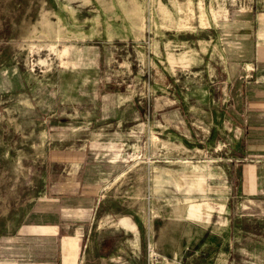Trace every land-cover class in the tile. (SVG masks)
<instances>
[{
    "label": "rangeland",
    "instance_id": "1",
    "mask_svg": "<svg viewBox=\"0 0 264 264\" xmlns=\"http://www.w3.org/2000/svg\"><path fill=\"white\" fill-rule=\"evenodd\" d=\"M251 127L264 128V0H0L3 253L13 209L64 196L70 223L94 193L92 234L130 220L116 250L129 257L108 264H264V196L250 203L237 168L259 166L264 194Z\"/></svg>",
    "mask_w": 264,
    "mask_h": 264
},
{
    "label": "crops",
    "instance_id": "2",
    "mask_svg": "<svg viewBox=\"0 0 264 264\" xmlns=\"http://www.w3.org/2000/svg\"><path fill=\"white\" fill-rule=\"evenodd\" d=\"M250 131L251 140H253L255 144V146L251 148L255 154H263L264 128L251 127ZM237 168H239V173L243 180L245 179L248 181L247 186H253V194H258L250 203L263 204L256 200V198L264 196V194H259L257 191L258 189L253 174L255 172L257 180L259 166L237 165ZM207 176L209 186H214V190H216L218 194H223L225 196H230V194H232V189L229 184L226 181H224L225 183L219 181L221 179L220 175L208 172ZM228 177L232 180L229 174ZM218 183L221 185H217V187L215 184ZM189 189L191 190V188ZM90 195L94 197L95 194H80V196L84 197L77 199L75 203H79L81 207L84 204H87L88 207L94 205L93 202H90L88 199ZM62 197L58 195L53 196L51 203H42L32 208L26 207L30 208V210L13 209V223L7 222L10 230L9 240L10 242L13 240V252L9 251L3 253L0 251V264H108L107 261L114 262L124 260L125 255L129 257L127 252L116 251L119 249V246L123 248V244L128 241L127 239L123 240V236H121L126 235V233L130 231V220L128 217L121 216V223H118L120 226L109 230L112 233L111 235L99 238L95 234H92L93 231L95 233L100 228L96 227L95 229L96 225L93 222L97 210L96 207L94 206L93 210H82L79 206L80 209H78V213L81 214V216L76 217L77 220L74 222L70 221V223H67L65 221L66 216L63 209L65 205H60L61 203H59ZM99 200L100 199H98V202ZM93 201L97 200L94 198ZM49 204H51L53 208H50ZM55 206H57L56 209L54 208ZM49 209L52 210V212ZM18 211L23 213L19 217L16 214ZM106 217L110 220V218H117L118 214L111 212L109 215L106 214ZM111 226L113 227V224ZM131 228L133 229L134 227ZM235 230L234 228V231ZM1 245L2 243L0 241V248ZM237 254L238 251H234L235 259ZM263 254L264 245L261 244V249L257 258H264Z\"/></svg>",
    "mask_w": 264,
    "mask_h": 264
}]
</instances>
